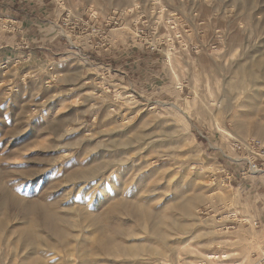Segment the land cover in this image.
<instances>
[{
	"label": "rangeland",
	"instance_id": "374dc122",
	"mask_svg": "<svg viewBox=\"0 0 264 264\" xmlns=\"http://www.w3.org/2000/svg\"><path fill=\"white\" fill-rule=\"evenodd\" d=\"M44 1L0 0V188L25 203H55L53 211L66 219L59 227L69 246L51 239L55 253L38 255L49 264H264V209L255 203L264 199V176L248 179L251 190L243 188L239 168L220 152L229 153L235 141L264 144L254 128L236 127L243 120L264 124V87L248 82L240 95L229 85L247 80L241 69L256 70L252 63L264 53V0H70L69 7L50 0L64 8L61 28L72 43L62 63L44 61L43 48L22 59L31 42L19 35L30 27L5 20L8 5ZM160 6L189 17L185 46L177 38L181 25H161ZM124 10L129 15L111 24L107 38L91 36L79 23L91 13L103 21ZM135 20L145 32L140 38ZM191 43L202 46L198 54ZM134 49L151 58L139 79L129 58ZM117 51L124 61L115 65L110 57ZM98 60L111 67L97 70ZM247 99H253V115L244 109ZM221 100L230 111L211 106ZM127 140L134 141L124 150ZM98 166L108 178L98 176L88 187L69 182L74 172ZM130 201L148 208L151 220L106 216L110 205ZM186 201L191 210L178 211ZM12 217L0 233V264H24L32 250L17 239L16 230L26 225ZM92 217L135 255L118 248L105 255L96 244L99 231L88 228ZM114 225L130 236L114 234Z\"/></svg>",
	"mask_w": 264,
	"mask_h": 264
},
{
	"label": "bare ground",
	"instance_id": "6f19581e",
	"mask_svg": "<svg viewBox=\"0 0 264 264\" xmlns=\"http://www.w3.org/2000/svg\"><path fill=\"white\" fill-rule=\"evenodd\" d=\"M116 1L118 4H124L128 0H116ZM192 19H195V17H193ZM263 55H264V53H263ZM263 55L261 54V56L259 58H257L254 61V63H252L253 66L256 68V70L251 71L249 69V67L246 69H243V68L241 69L242 75H244V74L247 75V78H248L247 80L239 79L234 84L233 83L229 84L232 89L239 90L240 95L244 92L246 84L248 82L253 84V86L260 84L264 87V59L262 58ZM174 76H177L176 73ZM253 86H252V88H253ZM254 95H256V94H254ZM227 96H228V93L226 92L225 98ZM249 96H251V95H249ZM232 98H236V97H232ZM253 99H251V100H253ZM232 100H234V99H232ZM232 100L229 99V101H232ZM251 100L247 99V104L244 106V109H247L248 114L253 115L257 111L255 110V107L252 105ZM226 101H227V98H226ZM223 102L224 101L221 100V101H215L214 103H212V104L210 103V104H211V106L216 107L220 111H222V110H229L230 111L231 107L229 105L226 106L227 104H225V103H224L225 104V106H224ZM263 113H264V110H263ZM247 117L248 116H246V118ZM243 121L237 122V124H236V127H237V129H239V131H244L247 128H254L255 130L258 131V133L264 135V124H261V123H245ZM219 129H220V131H223L224 133H227V134L229 133L225 130H222L221 128H219ZM229 135H230V133H229ZM133 141L127 140L126 142H124L121 145L122 148L124 150H126L127 148L129 149V147H130V145H132ZM121 143H122V141H121ZM103 167L104 166H98L95 168L86 167L83 170H78V171L74 172V174L72 175V179H70L69 182H72L73 180H75V181L77 180V181L83 182L88 187V185H91L94 181L97 180L98 176L107 177V173L102 172L101 168H103ZM104 169H106V168H104ZM0 193H1L0 194L1 195L0 216H2V215L4 216L2 219H0V233L2 234L4 231H6V229L8 227V220H9V218L12 217V215L14 216V218H15V216L19 217V220L22 221V223L26 225V226H23L20 229L16 230L17 231L16 233L18 235V238L17 237L16 238L21 242L22 246L26 247V248L30 246L32 248V250L30 249L31 251L29 253V256L24 258V264H49V263H47V261L42 256H40L41 254L38 255V251L43 250L47 253L48 252H54L55 253L54 245L52 244L53 242H51V239L55 240V243L57 242L62 247H65L66 245L69 246L68 245L69 240H68L67 231H65L64 229H61L59 227V223L60 222L64 223L66 219L63 218L64 217L63 215L60 216L58 213L53 211L54 207H51V206H55L54 205L55 203L47 204V203L41 202V201H31V202L25 203L20 198L15 197L14 195L11 196V194L9 193V190L5 189L4 186H2V188H0ZM186 203L187 204H185V205L183 204V206L181 205L182 206L180 208L181 210L179 209L178 211H180V212L182 211L184 213L189 212L191 210V205L187 201H186ZM97 208L98 207H96V209ZM4 209H8V211H10L11 213L8 214V212H7L8 215L6 216V213L3 212ZM147 209L148 208L144 207V205L142 203H134L132 201H130L128 203H119V204L117 203L115 205H110L107 208L106 216H111V215H114L116 213L121 212V213H123V215L125 214L129 218L134 219V220H138L139 222L143 223V220L145 221V219L151 220L149 218V214H150L148 212L149 210L147 211ZM13 212H14V214H13ZM154 217H152V219ZM162 218H166V216L162 217ZM169 218H167V219H169ZM99 219H97V217L96 218L92 217L90 219V225L88 226V228L92 227L93 229H95V231H99V236H98L99 238L97 239L96 244L101 248V250L104 251L105 255H107L109 257L114 256V250L118 248V250H120L123 254L125 253L126 256H129V255L131 256V254H133L135 250H133L131 252L130 248L127 247L126 245L122 244L121 242H119V243H116L115 241L112 242L111 241L112 239H109L106 235L107 231L102 230L100 228ZM109 228H110V230L112 229L114 231V234L116 233L120 236H125V237L130 236V233H129L130 231H127L126 229L115 227V225H114V227L111 226ZM106 229H108V228H106ZM40 231L45 232L47 234V236L46 237L41 236L42 233L40 235V233H39ZM112 232H110V233H112ZM1 234H0V236H1ZM48 236H50V238ZM155 236L158 238L157 235H155ZM134 255H135V253H134ZM209 259H212V257H210ZM81 261H82V259H81ZM209 261L210 260H208L207 262H209ZM262 261L264 262V256L261 259V262ZM86 262L87 261L85 260V264H86Z\"/></svg>",
	"mask_w": 264,
	"mask_h": 264
},
{
	"label": "crops",
	"instance_id": "0c3cea01",
	"mask_svg": "<svg viewBox=\"0 0 264 264\" xmlns=\"http://www.w3.org/2000/svg\"><path fill=\"white\" fill-rule=\"evenodd\" d=\"M64 5L69 7L72 6L73 3L70 0H65ZM4 13L7 16L5 19L6 22L14 23V20L19 19L21 21L19 22L21 27L24 26L23 28L25 30L27 27H30L28 34L24 33L19 35L23 42L26 43L28 39L31 42V48L29 51H22L19 53L22 59L27 55L29 56V60L35 52H38V49L43 48L45 51L43 57L44 61L50 62V60H58L59 63H62L67 56L73 52L72 44L70 45V43L67 42L69 39L63 33L64 29L61 28V21L64 16V8L61 9V6L54 7L53 2L50 0H45L43 3H26L23 4V6L12 4L7 6ZM127 43V40L124 42L121 41V47H123V50H125ZM118 53L119 51L115 52L114 55L110 57L113 61L116 59L113 62L115 65H117L118 62L124 61V59L121 58L122 55L120 53L118 55ZM130 55L129 58L132 60L130 63L135 70L133 78L139 79L143 74L142 72L145 71L144 69L147 67V60H150L151 58L148 56L147 59V55L142 52L140 53L137 49L131 50ZM125 59H127L126 56ZM139 62L140 64H138ZM96 64L97 70H101L104 66L111 67L110 64H106L103 60H98ZM141 66H143L144 69ZM250 182H252L251 185H246L249 183V180H241L242 184L240 186H244L243 188L251 190L254 181L251 180ZM255 203L261 204L264 209V199L262 201L260 198L256 200Z\"/></svg>",
	"mask_w": 264,
	"mask_h": 264
},
{
	"label": "built area",
	"instance_id": "2783aa9c",
	"mask_svg": "<svg viewBox=\"0 0 264 264\" xmlns=\"http://www.w3.org/2000/svg\"><path fill=\"white\" fill-rule=\"evenodd\" d=\"M156 5L158 3H155ZM159 5V4H158ZM162 7V6H160ZM158 14V19L161 20V25L168 26L171 30H177L181 25L180 28V34L177 35V38L180 39V44L185 40L184 37L188 35L190 31V26L188 22V16L185 14H182V12H179L177 14H167L162 7V10ZM180 14V16H179ZM126 15H129L127 10H124L123 12H115L112 16L105 20H98L96 13H91L88 18L86 17V20L80 19L79 23L82 24V26L85 27V30H90V35L93 37H100V38H107L108 34L110 33V26L111 24L119 25L120 21H122L123 18L126 17ZM164 16H166V20L164 19ZM101 21V22H100ZM79 23L75 24L74 31L70 30L71 33L75 34L76 37V29L78 28ZM135 27H133L134 31L133 33H137V37H141L140 33H145L142 30H139L138 27H136V24L139 23L137 20L134 21ZM160 26V22H157ZM202 24V23H200ZM64 26L68 27L69 23H65ZM159 26L156 27V30L154 31V34L157 33ZM178 27V28H177ZM142 33V34H143ZM202 34V32H201ZM136 37V36H135ZM134 37V38H135ZM138 38V39H139ZM148 39V38H147ZM179 41V40H178ZM72 44V43H71ZM189 44V43H188ZM162 45V43H161ZM185 46L186 44H182ZM192 49L195 50V53L198 54L200 51V47H202L200 44H192ZM146 46V45H145ZM148 48L151 50L152 53L159 52L158 44H150L148 42L147 44ZM212 49H214V45L211 46ZM230 152L227 153L226 151L220 149L221 154L227 161L239 168L237 170L238 177H241L242 180H248L255 177L264 176V144L260 142L255 141H248V142H238L235 141L231 143L230 145ZM264 256V251H263ZM213 259V258H212ZM210 259V260H212ZM262 263H264L262 261ZM205 264V263H204Z\"/></svg>",
	"mask_w": 264,
	"mask_h": 264
}]
</instances>
